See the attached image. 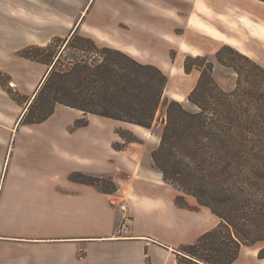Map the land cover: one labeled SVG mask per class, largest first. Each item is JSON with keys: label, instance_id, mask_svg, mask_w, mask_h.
I'll list each match as a JSON object with an SVG mask.
<instances>
[{"label": "crops", "instance_id": "1", "mask_svg": "<svg viewBox=\"0 0 264 264\" xmlns=\"http://www.w3.org/2000/svg\"><path fill=\"white\" fill-rule=\"evenodd\" d=\"M97 1L86 3L80 22L70 27L71 33L78 28L98 45L120 50L141 63H150L151 46H169L172 51L173 45L184 39L176 32L182 26L207 29L214 39L249 53L242 40L203 26L196 16L197 9L205 10L199 0H118L119 22L112 26H108L112 20L108 13L101 19L99 10L90 20ZM203 1L217 12L233 8L231 0ZM244 12V27L264 42V23L259 13L250 8ZM1 24L0 21V73L8 75L10 86L30 99L20 104L0 85V264H178L181 248L196 243L219 220L208 208L192 211L176 204L180 192L164 181L152 159L157 149L152 138L160 144V136L137 125L100 117L112 127L107 143L109 157L95 160L91 165L97 168L83 170L86 161L81 160L68 165L64 172L59 171L65 166L60 159L67 161L61 146L70 138L72 122L75 126L83 113L58 105L46 122L22 123L50 67L30 61L38 65L35 68L41 76L32 80L28 77L34 68L28 70L10 54L13 57L8 62L7 38ZM121 27L128 30L125 39L120 35ZM134 28L142 32L135 34ZM181 50L201 56L186 43ZM196 81L197 78H190L186 87L193 88ZM173 99L179 100L175 96ZM61 110L75 111L79 118L72 119L58 133L38 136L35 129L51 123ZM98 117L90 115L89 119L100 121ZM119 130L130 131L140 141L129 143L120 151L114 149L113 145L121 140ZM58 172L63 175L59 177ZM75 173L111 177L117 190L105 193L95 186L73 181L71 176ZM122 201L131 216L127 233L120 232ZM186 201L197 206L192 197ZM261 247L243 246L234 264H264V259L259 258Z\"/></svg>", "mask_w": 264, "mask_h": 264}, {"label": "trees", "instance_id": "2", "mask_svg": "<svg viewBox=\"0 0 264 264\" xmlns=\"http://www.w3.org/2000/svg\"><path fill=\"white\" fill-rule=\"evenodd\" d=\"M227 51L236 59L226 57ZM21 56L50 67L23 124H42L62 105L83 113L76 128L89 125V115L154 128L168 84L159 67L100 46L78 28L68 39L29 46ZM216 59L237 75L234 89L218 83L208 56L187 57L186 72L194 67L201 72L188 98L195 110L166 100L160 144L152 153L164 181L180 192L179 207H205L219 219L196 243L181 248L178 264H234L243 246L256 245L262 246L259 258L264 259V66L229 46ZM0 85L14 101L27 102L10 86L8 75L0 73ZM120 135L128 143L139 142L124 131ZM71 179L105 193L116 190L107 178L75 173Z\"/></svg>", "mask_w": 264, "mask_h": 264}, {"label": "rangeland", "instance_id": "3", "mask_svg": "<svg viewBox=\"0 0 264 264\" xmlns=\"http://www.w3.org/2000/svg\"><path fill=\"white\" fill-rule=\"evenodd\" d=\"M88 1L89 0H0V21L2 23L1 25L5 28V35L7 38L8 62L10 61L11 57H13L10 55H14L17 60H21L24 63V67L28 70H30V68H34L32 76L29 75L28 79L36 80L38 77L41 78L40 70H36L35 68L38 65L33 63L35 61L30 62L31 60L23 58L21 56V52L33 45L46 46L55 38H60L61 40L68 39L72 34L70 27L72 25L75 26L80 22L82 13L81 11L84 9ZM231 1L233 8H225L224 12H217L212 9L209 4L206 5L205 1L199 0L198 2L204 7L205 10L202 11L197 9L196 16L204 23L203 26L206 28L212 27L214 29H218L229 38L242 40L245 44V48L249 50V53H242L240 49L231 45H225L223 42L214 39L209 34L207 29H200L193 26L188 27V29L182 26L176 30V32L179 35H182L184 39L179 44H174L172 51H170L169 46H151L150 49L153 53L149 55L150 63L147 64L157 67L160 65L161 70L168 77V84L164 92L162 105L156 115L154 128L150 130L153 133H156L160 136L162 132V128L166 120V107L164 105L166 100H174L173 97L175 96L179 99L176 101L182 103L185 108L190 111L195 110L188 98L193 89L196 87L201 72L195 67L191 73L188 74L186 72V58L189 56H197L183 52L181 50V45L183 43H186L193 49H196V51H198L201 56L209 57V60L214 63V76L216 80L222 86V88L227 91H230L235 87L237 75L232 69L218 63L216 59L217 52L224 46H229L230 48L239 51L241 54L250 57L254 61L264 66V42L255 39L244 27L242 21L246 14L244 10H246V8H250L259 13V18L264 23V0ZM215 2L218 3L222 1L215 0ZM119 7L120 2L118 0H98L93 7L90 20H94L96 11L99 10L101 13L99 18L101 17V19L108 13V18L110 17L109 19H112L108 26H112L113 23L115 24L119 22V18L117 17V10H119ZM124 15L126 14L124 13ZM221 19H224L233 26H236L237 29L224 25ZM132 30L135 32V34L142 32V30L139 28H134ZM79 34L81 33L79 32ZM120 35L123 39H125L124 35H128V30L121 27ZM15 37L17 38L16 41L14 40ZM225 56L231 59H236L235 55L228 51L226 52ZM241 63L247 65V63L243 61H241ZM246 67L250 68L248 66ZM190 78H197V81L193 88L188 89L186 86L187 81ZM42 82L43 80H41V83ZM28 99H30V97H27V102ZM73 112L75 111H59L54 115L51 123L47 125H39L35 129V133L38 134V136L43 134L51 135L52 132L58 133L60 129L64 127L66 128V124L70 121L72 122V119L79 118ZM80 116L82 118L83 114L80 113ZM98 118L100 121H91V119H89V125L86 127L76 128V126L73 125V122L71 124L72 127L68 126L70 127L68 130L70 138H68L64 142L63 146H61V150L65 151L63 152V155L65 154L67 161L60 159L65 163V166L60 167L61 169H58L59 171L64 172L68 165L73 166L75 161L81 162V160H84L87 163H85L81 169L87 170L97 168L95 165H91L95 162V160L97 161L100 158L104 159L109 157L107 143L110 142V138L112 136V127L106 122V119L100 117ZM122 131L123 130L118 131L121 140L113 145L114 149L117 148L118 151L124 149L129 144L127 140H125L120 135V132ZM124 133L127 137H136L130 131H124ZM154 138H152V140L155 142V145H157L158 148L159 140L156 141V138ZM260 151H262L261 147ZM63 172H58L56 175L61 177ZM103 178L113 180L111 177ZM111 188L112 187L110 186L108 187V189ZM121 204H126V202H120L119 207Z\"/></svg>", "mask_w": 264, "mask_h": 264}, {"label": "built area", "instance_id": "4", "mask_svg": "<svg viewBox=\"0 0 264 264\" xmlns=\"http://www.w3.org/2000/svg\"><path fill=\"white\" fill-rule=\"evenodd\" d=\"M121 211L123 212V218L120 226L121 233H127L130 229L129 221L131 219L130 213L128 212V207L126 204H121Z\"/></svg>", "mask_w": 264, "mask_h": 264}, {"label": "bare ground", "instance_id": "5", "mask_svg": "<svg viewBox=\"0 0 264 264\" xmlns=\"http://www.w3.org/2000/svg\"><path fill=\"white\" fill-rule=\"evenodd\" d=\"M44 80H45V78H44ZM44 80H43V81H44ZM42 83H43V82H42Z\"/></svg>", "mask_w": 264, "mask_h": 264}]
</instances>
